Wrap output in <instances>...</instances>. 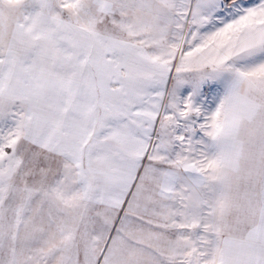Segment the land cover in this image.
I'll return each instance as SVG.
<instances>
[{
    "label": "snow or ice",
    "instance_id": "6c2138e0",
    "mask_svg": "<svg viewBox=\"0 0 264 264\" xmlns=\"http://www.w3.org/2000/svg\"><path fill=\"white\" fill-rule=\"evenodd\" d=\"M0 264H264V0H0Z\"/></svg>",
    "mask_w": 264,
    "mask_h": 264
}]
</instances>
